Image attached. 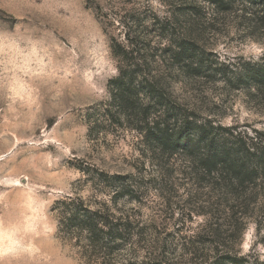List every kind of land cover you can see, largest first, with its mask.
Here are the masks:
<instances>
[{
  "label": "rangeland",
  "instance_id": "rangeland-1",
  "mask_svg": "<svg viewBox=\"0 0 264 264\" xmlns=\"http://www.w3.org/2000/svg\"><path fill=\"white\" fill-rule=\"evenodd\" d=\"M193 1L199 7L188 16ZM238 6L218 14L205 0H0V222L16 220L26 198L44 197L52 219L32 253L46 264H102L61 231L54 207L68 198L110 202L114 186L104 174L129 189L113 210L144 233L116 264H140L179 227L187 244L167 247L171 264L190 261L189 251L198 264L217 248L264 261V164L251 182L231 187L221 169L207 176L190 162L205 153L190 125L176 127L172 155L105 112L121 64L113 47L130 32L150 44L167 103L194 126L213 125L206 131L217 137L233 129L249 147L264 135V35L249 32L254 21ZM193 24L199 41L188 73L173 54ZM0 264L30 262L5 251Z\"/></svg>",
  "mask_w": 264,
  "mask_h": 264
},
{
  "label": "trees",
  "instance_id": "trees-1",
  "mask_svg": "<svg viewBox=\"0 0 264 264\" xmlns=\"http://www.w3.org/2000/svg\"><path fill=\"white\" fill-rule=\"evenodd\" d=\"M205 1L213 6L218 14L232 12L235 7L237 11L238 5L243 6L242 15L245 17L249 15V20L254 21L249 32H252V35L255 34L254 32L264 35V0ZM195 3L193 1L189 5L191 11L188 16L192 14V9L199 7L198 2ZM189 20L195 22L192 18ZM194 28H196L194 24L190 25L183 32L181 44H177L178 48L176 47L178 52L176 50L173 54L174 60L180 62L182 70L188 73L191 69L189 66L193 65L194 61L190 55L195 51L193 48L199 41ZM161 30L164 32L161 36L166 37L167 29L161 27ZM126 38V45L117 44L113 47L115 55L121 58V64L118 68V76L109 82L112 99L106 104V114L108 116L111 114L113 120L124 121L128 128L142 134L143 141L148 140L151 144H156L155 146H162L166 150L171 149L172 155L176 154L179 143L177 141L179 133L176 131V127L179 123L183 128L190 125L188 133L194 132V137L190 136L192 133H189L191 140H197L204 145L205 153L198 156L192 155L190 159L191 163H195L199 167L198 171L211 176L221 169L224 171V173L221 172L222 174L230 176L231 187L235 186L234 180L240 186L251 182L259 174V168L264 164V147H260L264 135L256 133L255 137L250 138L251 145L246 147V142H242V135L233 129L224 130L225 133L221 136L219 134L217 137L208 133V129H214L211 124H208V128L204 125H192L193 123L187 116L180 115L181 110L177 104L167 103L166 96L162 92V80L151 70L152 60L155 61V57L148 53L150 44H145V41H140L139 37L130 32L126 34ZM187 68L190 69L186 71ZM113 111L115 113L112 114ZM170 124H173L174 127L171 128ZM248 165H254L251 173L250 169H247ZM250 174H252L251 177ZM98 177L107 180L114 186L110 202L104 201L92 206L86 204L82 199L68 198L57 202L54 211L59 217L61 231L70 239L79 242L80 245H77L85 258L102 260V264H116L117 257L121 256V249H124V245L130 243L134 236H140L139 242H142L144 233L143 230L139 231L140 225L131 216L113 210L112 203L116 207L119 198L130 194L129 189L122 183L123 180L114 182L116 178L107 177L104 174H98ZM219 229L218 225L212 232V235L218 240L221 238ZM183 240H187V236L181 235L179 227L176 232L164 238L157 253H153L150 257L146 255L140 264H171L168 256H173L174 252H168L167 247L170 248L174 245L177 247ZM181 244L186 246L187 242ZM189 254L190 261L185 263L183 258H178L176 264H195V254L191 251ZM132 260L130 258L125 264H134ZM198 264H264V261L250 255H240L217 248L212 255L201 259Z\"/></svg>",
  "mask_w": 264,
  "mask_h": 264
},
{
  "label": "clouds",
  "instance_id": "clouds-1",
  "mask_svg": "<svg viewBox=\"0 0 264 264\" xmlns=\"http://www.w3.org/2000/svg\"><path fill=\"white\" fill-rule=\"evenodd\" d=\"M43 200L42 196L34 197L32 201L26 198L21 204L23 211L16 220L0 222V254L7 251L10 256L26 257L30 264H46L41 256L32 253V249L44 238L52 219L49 205L43 204Z\"/></svg>",
  "mask_w": 264,
  "mask_h": 264
}]
</instances>
